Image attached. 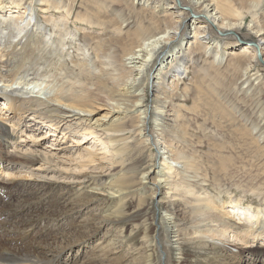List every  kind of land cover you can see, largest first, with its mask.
<instances>
[{
    "label": "bare ground",
    "instance_id": "1",
    "mask_svg": "<svg viewBox=\"0 0 264 264\" xmlns=\"http://www.w3.org/2000/svg\"><path fill=\"white\" fill-rule=\"evenodd\" d=\"M242 1L247 4L236 7L231 0H101L96 10L75 11L77 0H31L28 7H22V1L0 0V170L29 174L54 197L44 199L42 208L40 202L28 205L29 191L20 189L14 178L0 177V202L5 200L0 217L7 224L29 217L22 223L29 227L44 215L54 223L68 215L80 219L76 229L61 234L65 245L60 247H18L14 243L26 238L4 235L8 242L0 240V264H243L245 252L247 264H264V243L258 241L264 239L263 209L235 199L221 204V198L201 195L187 181L186 172L195 164L179 145L186 138L180 122V109L186 105L177 106L171 99L189 63L196 64L189 53L192 46L213 54V62L223 63L230 56L226 69L243 86L261 81L264 24L257 12L264 0ZM36 2L44 4L45 25L35 11ZM136 4L142 7L134 16ZM145 10L152 17H146ZM248 10L253 14L249 22ZM134 17L138 26L132 31L127 25ZM88 23L99 29L84 30L81 25ZM222 40H227L224 46ZM41 130L64 143L77 139L75 145L61 148L67 153L65 149L77 147L79 161L40 144ZM135 130L139 144L157 149L145 167L137 156L142 151L129 140L128 133ZM29 132L35 140L23 143ZM86 139L103 142L105 152L84 145ZM21 190L20 208L8 207ZM131 193L139 195V202L128 215ZM51 201L57 208L51 214L42 212L52 207ZM100 201L106 202L99 214L102 223L117 226L130 218L144 225L142 246L131 255L112 238L67 257L73 241L93 243V233L102 228L94 218H82L77 207ZM179 203L182 210L176 207ZM162 204L166 213L157 217ZM176 210L183 217L178 218ZM236 215L240 223H235ZM241 219L254 239L247 246L236 242ZM159 229L165 230L163 235ZM179 249L183 259L168 256Z\"/></svg>",
    "mask_w": 264,
    "mask_h": 264
},
{
    "label": "rangeland",
    "instance_id": "2",
    "mask_svg": "<svg viewBox=\"0 0 264 264\" xmlns=\"http://www.w3.org/2000/svg\"><path fill=\"white\" fill-rule=\"evenodd\" d=\"M7 1L9 3H14L15 0ZM18 1H22V7H28L31 0ZM98 1L101 2V0H77V4H75V11L85 10V8L88 9L89 7L96 10L95 3ZM231 1L233 5H236V7H241L240 5L242 3L247 4V2L242 0ZM86 4L88 5L86 6ZM42 5L44 4L36 2L35 11L39 13L38 16L41 23L45 25V18L44 15L41 14L43 12L40 8ZM141 7V4L135 5L134 9L136 11L133 14L134 16L138 15V10ZM248 7L250 6L248 5ZM249 11L251 10L246 12L247 22L253 19V14ZM257 13L258 17L262 19H259L260 23L264 24V1ZM145 16L152 17L148 10H145ZM92 19L96 20L97 18L94 15ZM148 23L149 22H145V24ZM127 26L132 31L135 30L138 26L136 17L132 18ZM81 27L85 28L84 30L86 31H97V29H99L97 26L92 27L91 23L83 24ZM242 32L244 36L248 37V32L246 30H242ZM243 39L245 40V38ZM227 40H222L221 46H224V42ZM70 51L73 53V48H71ZM189 53L196 60V64L194 63V65L191 62L189 63V72L187 76L183 77L180 81L181 83L174 91L175 93L172 94L173 98L171 97L177 106H180L182 103L186 105V107L182 106L183 108L180 109L182 114L180 121L181 127L183 132L186 134V138L182 139L179 145L184 151L188 152L192 156L195 164L194 167L189 168L188 172H186L188 173L186 179L198 189L201 195H214L221 198L219 202L224 200L223 202L226 203V205H230L229 203L231 200H239L242 205H251L254 210L261 208L264 211V66L258 67V70H260L258 72L261 74L259 77V80H261L260 82H253L252 84L246 83L243 86L241 81H237V76L226 69L228 63L230 62V56L227 60L223 61V63H219L217 62L218 60L213 62V54H210L209 52L204 53L203 51L198 50L195 46H192ZM194 70L197 71L195 72ZM182 95H184V97ZM152 120L153 118L151 119V122ZM41 131L43 132L41 133ZM41 131H38V134L40 133L39 136L41 135L43 138L38 141L40 144L49 146L54 152H61V156L64 154L68 158H75V161H79L78 155L74 153L77 147L75 149L72 148V151H67L65 149V152L67 153H63L64 150H62L66 148L67 145H75L74 143H76L77 139H74V142H72L71 140H73V138H70L68 143H64L60 137L57 138L55 136H51L52 133H46V130ZM33 134V132L25 133L23 143L32 144L33 140L36 138V135L32 137ZM128 134H132L129 140L131 144H134L136 151H142V153H140L141 155L137 156L142 158L140 159L141 162H143L142 167H145L148 163H150V153L154 154L155 152V154H157V149L153 147H148L146 149L143 145L139 144V130H135V132ZM39 136L37 135L38 138ZM85 137L86 136H80L79 139ZM88 141H90V143ZM53 142L55 144H53ZM85 142L86 143L84 145H88L93 149L95 147V149L98 148L100 152H105V145L103 142H94V139H86ZM59 143L60 145H56ZM61 146L64 148H61ZM161 147L162 146L159 148ZM117 158L118 156H116V159ZM135 159L136 158L129 161V164H133ZM178 167L180 169L184 168L181 164H179ZM0 175H2L0 177L8 179L14 178V180L20 183V189L29 191L30 194L26 198V203L28 205L40 202L39 204L42 208L45 200L54 199L51 195L47 196L48 193L45 190V187L42 186L43 182L32 178L29 174L19 173L17 171L14 173H7L2 167ZM61 186L62 191L66 192L67 187L63 184H61ZM23 190L19 191V193L16 192L9 200L8 205H6L8 207L20 208L21 204H19V201L22 199V195L24 193ZM138 197L139 195L136 193H131L129 195L128 201L130 202V207L128 211L130 213L128 212V215H132L136 211L139 202ZM63 199L64 198L61 200ZM4 201L0 202V211L4 205L3 203H5ZM223 202H221V204ZM179 204H176V207L182 210L184 207ZM49 205H52V207H44L42 212L48 211V214H51L50 211L54 207V201H51ZM105 206L106 202L103 201L102 203L100 201L86 207L78 206L80 209L77 207V210L81 212L82 218L86 217L87 219L90 217L91 219L94 218L96 221L101 222L103 217L102 214H99ZM165 208L166 207H163L162 204V209L158 213L157 217L164 216L166 213ZM178 211L176 210V213ZM179 214H181V212H178V218L183 217V215ZM44 216L45 217H40L42 219L40 223H37L32 227L22 224L25 219H30L29 217H26L18 224H7L4 222L5 217L1 216L0 240L2 242H8L6 239H3V237L4 235H11L18 239L26 238V242L14 243L19 245L18 247H22V245H28L29 247L37 245L60 247L65 245V241L63 240L61 234L66 233L69 230L73 231L78 227V224H80V219L69 217V215L66 218H62L60 221H55V223L53 217L48 215ZM235 217V223H240L238 222L239 215H236ZM129 219L130 218L123 220L124 222L119 223L117 226L115 223H110L108 221H105V223L101 222L100 224H102V228L98 232L93 233L95 234V242L89 243V240L82 242L73 241V250L71 252L69 251L67 257H76L78 250H89L92 248L91 245L96 244V242L108 243V241L112 240V238H114L112 242L116 246L119 242L122 243L126 249L130 250L129 253L132 255L134 251H136L143 244L142 231L144 229V225L138 223L136 220ZM241 220L242 223L238 225V234H241V237L237 238L236 242H238L239 245L247 246L252 244L254 239L253 236H251V233L246 232L247 229L244 227L245 220ZM164 231L165 230L163 229H159L161 235H163ZM233 234L234 233L231 235ZM166 239H168V237ZM245 239L250 241V243L246 244L247 240ZM169 240L171 241V238H169ZM255 241H257V239H255ZM258 241L262 244L264 243V239H259ZM167 248L170 247L168 246ZM180 251V249L173 251L168 256L172 258L178 256L181 257L180 259H183L185 254ZM66 252L68 253V251ZM164 253V258H168L167 254ZM244 256L245 262L243 264H247L248 261H246V257L248 256V253L245 252ZM193 260L196 261V258H193Z\"/></svg>",
    "mask_w": 264,
    "mask_h": 264
},
{
    "label": "water",
    "instance_id": "3",
    "mask_svg": "<svg viewBox=\"0 0 264 264\" xmlns=\"http://www.w3.org/2000/svg\"><path fill=\"white\" fill-rule=\"evenodd\" d=\"M259 55H261V54H259Z\"/></svg>",
    "mask_w": 264,
    "mask_h": 264
}]
</instances>
